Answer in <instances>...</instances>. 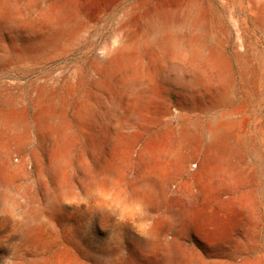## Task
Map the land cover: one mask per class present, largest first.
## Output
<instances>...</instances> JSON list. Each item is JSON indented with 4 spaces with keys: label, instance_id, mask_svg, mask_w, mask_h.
<instances>
[{
    "label": "rangeland",
    "instance_id": "374dc122",
    "mask_svg": "<svg viewBox=\"0 0 264 264\" xmlns=\"http://www.w3.org/2000/svg\"><path fill=\"white\" fill-rule=\"evenodd\" d=\"M197 5L224 69L212 42L194 59L193 24L176 52L148 34L157 12L193 0H0V264H166L168 241L176 264H264V28L248 0ZM29 211L54 227L37 231Z\"/></svg>",
    "mask_w": 264,
    "mask_h": 264
},
{
    "label": "bare ground",
    "instance_id": "6f19581e",
    "mask_svg": "<svg viewBox=\"0 0 264 264\" xmlns=\"http://www.w3.org/2000/svg\"><path fill=\"white\" fill-rule=\"evenodd\" d=\"M249 1V14L252 17L253 20H255L256 22H258L263 28H264V0H248ZM192 3V2H191ZM189 6V5H188ZM201 9V8H200ZM204 12V11H203ZM183 23H189V24H193V44L191 45L193 48V57L195 59V57L200 53V51L205 48L208 44L210 46V52L208 53L210 56V59L213 61V63L219 67V68H223L225 67V59H224V54H223V49H224V40L218 38L216 40H213L210 32L206 29V23L203 17L202 12L199 11L198 5H197V0H193V6H191L189 8V10L185 13V14H179L176 11H159L157 12L151 19H149L147 21V28H148V34L150 37L156 39V40H161L165 45L169 46L170 48L174 49L173 51L176 52V49H178V47L182 44V42L185 40L183 38V34L180 32V30L178 29L179 26ZM212 24V22H211ZM216 24V23H215ZM254 24V23H253ZM218 26V25H216ZM256 26V25H254ZM221 27V26H220ZM213 28V27H212ZM209 29V27H208ZM260 29V28H259ZM189 30V29H188ZM218 30V29H217ZM261 30V29H260ZM264 31V29H263ZM221 32V31H220ZM223 32V30H222ZM225 32V31H224ZM217 33V32H216ZM185 35V34H184ZM186 36V35H185ZM226 38V37H225ZM184 39V40H183ZM192 40V39H191ZM132 41V40H131ZM189 41V40H188ZM129 42V35L127 33H125L123 35V37L120 40L119 46L109 52L106 53V55L104 56L103 60L105 62H109L111 57L116 55L117 53L123 51V49L125 48V46L127 45V43ZM155 43V42H154ZM156 43H158L156 41ZM161 44V42H160ZM185 44V43H184ZM188 44V42H187ZM162 45V44H161ZM189 46V44H188ZM127 47V46H126ZM181 48V47H179ZM243 48V47H242ZM188 49V48H187ZM205 50V49H204ZM208 51V50H207ZM206 53V52H205ZM206 54V55H208ZM237 54V53H236ZM203 55V54H202ZM201 55V56H202ZM200 56V55H199ZM203 57V56H202ZM201 57V58H202ZM205 57V56H204ZM227 58V57H226ZM199 58H197L198 60ZM229 59V58H228ZM227 59V60H228ZM199 61V60H198ZM210 62V61H209ZM194 63V62H193ZM227 63V62H226ZM199 64V62H198ZM212 66V65H211ZM177 67V66H176ZM199 67V66H198ZM208 67V66H207ZM205 67V68H207ZM215 67V66H214ZM230 67V66H229ZM178 68V67H177ZM196 67H194L193 65V72L188 71L185 73H183L184 76L188 77L189 79H193V82L196 80L197 78V74H196ZM203 68V67H202ZM179 69V68H178ZM216 69V68H215ZM199 70V69H198ZM204 70V69H203ZM230 71V69H228ZM184 71V70H183ZM218 71V69H217ZM226 70V72H229ZM220 72V70L218 71ZM201 73V72H200ZM218 74V73H217ZM223 74V73H222ZM227 76V74H225ZM224 76V77H226ZM229 76V75H228ZM184 77V78H186ZM223 77V79H224ZM229 79V78H228ZM227 79V81H228ZM186 80V79H185ZM226 82V81H225ZM228 83V82H226ZM223 94H221L222 97ZM223 98V97H222ZM224 100V99H223ZM215 119V118H214ZM213 119V120H214ZM218 119V118H217ZM221 120L223 118H220ZM219 119V120H220ZM209 121L208 123V132L209 133V137L211 138V140L214 138L215 136L219 133L220 129L222 128L223 124L221 121ZM225 121V120H223ZM207 122V121H206ZM207 124V123H206ZM192 125V124H191ZM188 126L187 129H184L185 131L182 132H191L192 131V126ZM226 125V122H225ZM19 127V126H18ZM21 128V127H20ZM203 128V127H202ZM206 128V127H205ZM195 130V129H194ZM206 131V129H203V131ZM204 133V132H203ZM205 133V134H207ZM224 133V131H223ZM222 134V133H221ZM225 134V133H224ZM223 134V135H224ZM227 135V133H226ZM220 136V135H219ZM217 137V136H216ZM209 138V139H210ZM214 141V140H213ZM215 142V141H214ZM210 143V141H209ZM210 145V144H209ZM2 150V146L0 147V151ZM159 154V152H157ZM174 160L175 162L178 160V156L175 155V153H171L169 154ZM65 162V156L63 153L61 152H57L54 154V156L52 157V163L53 165H55L56 167H58L59 169L63 167ZM156 172V171H155ZM154 172V174H155ZM108 173V172H107ZM106 173V174H107ZM150 174V173H149ZM158 174V173H157ZM112 175V174H111ZM150 176V175H149ZM145 177V176H144ZM159 178V177H158ZM159 181V180H158ZM155 178L154 177H146L144 180H142V182L136 187L137 189H145L148 188L152 185H155ZM7 184V183H6ZM158 184V182H157ZM137 185V184H136ZM3 186V185H2ZM156 188V186H155ZM154 188V189H155ZM133 189V188H132ZM149 189V188H148ZM152 189V191L154 190ZM157 189V188H156ZM135 190V189H134ZM151 190V189H150ZM142 191V190H141ZM140 191V193H141ZM147 191V190H146ZM143 192V191H142ZM156 192V191H155ZM145 193V192H143ZM143 196V194H142ZM145 197V196H144ZM47 198V197H45ZM136 199V198H135ZM145 199H141L137 198L136 202L137 204L143 206L146 205L145 204ZM49 201V200H48ZM47 201V203H48ZM135 201V200H134ZM133 201V203H134ZM45 202V201H44ZM46 204V202L44 203ZM47 205V204H46ZM48 206V205H47ZM41 207V206H40ZM30 209V208H29ZM41 209V208H40ZM43 209V208H42ZM46 209V208H44ZM48 209V208H47ZM54 209V208H53ZM28 211V209H27ZM41 211V210H40ZM40 211H29L27 213H25L22 217V220L25 221V223L29 224V225H34L36 227V230L39 231L41 230L43 227H45L46 225H49L51 227H54V221H48L46 220V217H44L43 213H41ZM44 212V210H42ZM54 211V210H53ZM51 212V211H50ZM44 214H47L44 212ZM57 214V213H56ZM48 215V214H47ZM54 215V214H53ZM51 216V215H50ZM48 217V216H47ZM177 221V220H176ZM58 223V222H57ZM60 228V227H59ZM63 230V228H62ZM33 234V237H35L36 235V231H30ZM61 232V231H60ZM71 232L66 231L65 234V239L66 241H70L74 246H77V241L75 240L76 238H74L71 234ZM159 232V227L156 225H150L148 228L145 229L144 231V236L145 239L143 242H141L140 244H137L138 250L140 253L142 254H149L153 249H154V243L156 241V238L158 236ZM73 234V233H72ZM28 235V234H27ZM31 235V234H30ZM74 235V234H73ZM75 236V235H74ZM28 238H30V236H27ZM44 238V237H43ZM141 239V238H140ZM52 240V239H51ZM62 241V240H61ZM138 241V240H137ZM52 242L54 243V241L52 240ZM172 242V240H171ZM45 243V242H44ZM43 243V244H44ZM53 243L51 245H53ZM56 243V242H55ZM42 244V243H41ZM37 245V244H36ZM80 246V245H79ZM158 246V245H157ZM168 249V255L170 257V259H168V261L166 262V264H176L177 263V257H176V253L174 251V246L172 243H170V241L167 242V247ZM43 249L44 246H41L39 248L38 254H42L43 253ZM161 249V248H160ZM165 250V249H164ZM157 251V250H156ZM123 253V252H122ZM43 255V254H42ZM45 255V254H44ZM167 255V256H168ZM119 256V255H118ZM123 256V255H122ZM46 257V256H44ZM112 257V256H111ZM126 257V256H125ZM116 258V256H115ZM120 258V256H119ZM78 259V258H77ZM109 261V260H108ZM116 261V260H114ZM165 262V261H164ZM38 264H40L38 262ZM61 264H82L80 263L78 260H76L75 258H70V259H66L64 261H61ZM84 264V263H83ZM133 264V263H132ZM163 264V263H162Z\"/></svg>",
    "mask_w": 264,
    "mask_h": 264
}]
</instances>
